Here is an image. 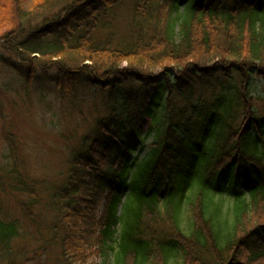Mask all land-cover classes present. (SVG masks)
I'll return each mask as SVG.
<instances>
[{"label": "trees", "instance_id": "obj_1", "mask_svg": "<svg viewBox=\"0 0 264 264\" xmlns=\"http://www.w3.org/2000/svg\"><path fill=\"white\" fill-rule=\"evenodd\" d=\"M121 1L0 0V70L96 113L58 185L7 137L0 193L38 228L46 198L58 264H264V0H137L127 39L94 35ZM23 233L0 217V264H35Z\"/></svg>", "mask_w": 264, "mask_h": 264}, {"label": "rangeland", "instance_id": "obj_2", "mask_svg": "<svg viewBox=\"0 0 264 264\" xmlns=\"http://www.w3.org/2000/svg\"><path fill=\"white\" fill-rule=\"evenodd\" d=\"M136 2L137 0H122L106 10L95 23L97 27L94 35L103 37L110 32L115 40L127 39L131 30L132 9ZM164 3L163 9L167 10V4ZM24 7L30 8V3H24ZM180 8L179 12L182 11ZM0 88V165L10 161V142L7 137H11L16 155L21 158L25 167L24 172L33 179L44 180L47 185H58L64 179L66 160L71 149L79 147L80 138L87 133L93 122L92 119L96 115L93 105H62L47 92H39V99L36 87H21L20 83L12 78V74L4 70H0ZM254 92L256 95H262L263 85L257 84ZM148 123L149 119L145 117L141 130H144ZM150 142V137L144 139L145 144ZM145 154L146 150L139 158L142 159ZM19 200L22 199L18 196L13 198L0 193V217L20 221L28 232L18 238L17 247H24V258L36 256L35 264H58V252L49 232L45 231L44 224H50L48 218L51 216L46 198L33 209L37 220L41 222L38 224L39 228L25 222L17 206ZM101 259L94 255L88 259L87 264H101Z\"/></svg>", "mask_w": 264, "mask_h": 264}]
</instances>
